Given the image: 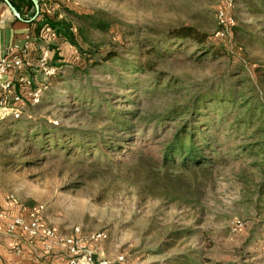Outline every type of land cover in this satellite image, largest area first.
Instances as JSON below:
<instances>
[{
  "label": "rangeland",
  "instance_id": "rangeland-1",
  "mask_svg": "<svg viewBox=\"0 0 264 264\" xmlns=\"http://www.w3.org/2000/svg\"><path fill=\"white\" fill-rule=\"evenodd\" d=\"M51 1L52 18L73 23L77 45L51 28L44 50L27 68V89L23 84L16 90L22 101L0 104V183L19 202L14 214L20 205H43L44 225L57 237L79 230L95 257L113 264H173L182 254L221 264H264V155L249 152L264 127V9L255 13L249 4L264 7V0ZM220 11L233 24H221ZM92 22L104 25L91 28ZM182 25L207 33V44L175 39L162 44L164 52H173L158 59L154 71L132 73L122 66L149 57L148 41ZM110 53L123 61L102 59ZM44 67L54 71L51 77ZM211 88L245 94L241 102L201 109L221 121L213 131L220 141L208 152L215 160L197 177L185 174L172 198L146 195L139 180L143 165L130 157L138 149L157 156L160 146L152 130L143 138L108 128L111 112L143 116ZM38 89L44 96L34 103L31 94ZM247 103H254L253 118L235 130L231 123L244 118ZM176 123L165 128L171 131ZM131 135L137 138L133 145L120 141ZM102 137L122 148L104 155L102 147L95 150L102 161L94 165L89 152ZM77 138L85 139L83 153L70 142ZM236 221L243 226L235 229ZM101 231L107 238L93 241Z\"/></svg>",
  "mask_w": 264,
  "mask_h": 264
},
{
  "label": "trees",
  "instance_id": "trees-1",
  "mask_svg": "<svg viewBox=\"0 0 264 264\" xmlns=\"http://www.w3.org/2000/svg\"><path fill=\"white\" fill-rule=\"evenodd\" d=\"M38 1L41 7L42 1ZM31 3L33 4L32 1ZM249 6L255 13H258L260 10L264 9L259 1L251 2ZM77 18L82 22L87 20L86 17L82 15H77ZM36 19L40 26H49L50 28L54 29L59 36H63L67 38L72 44L77 45L76 35L73 32V23H68L64 20L55 21L53 18L44 15L42 9ZM87 22L88 21H86V23ZM89 24V26H92L91 28L97 29L102 28L104 25L100 22H92ZM86 28L87 24L81 26L80 34L84 35ZM208 38L209 35L199 30L196 26L182 25L169 30L166 33L164 39L159 38L148 41L149 44L147 46L151 47L145 51V54H148L149 57L144 59L140 58L132 62H125L122 63V66L125 68V70H128L132 73H136L141 70L154 71L158 65V59L164 58L173 52V50L170 49L164 52V47L162 45L163 43L166 44L175 39H187L202 45L207 44ZM210 52L218 54V51H215L214 48H212ZM114 57H118L121 62L123 61L118 53L106 54L102 57V59L108 61ZM101 64L102 61H94L93 63L94 66H100ZM51 76L52 75H49V77ZM244 97L245 94L242 95L240 91H237V88H233L228 92H223L220 90L216 91L215 89L211 88L205 93L195 94L192 99L187 102L173 104L162 111L147 113L143 116L128 109L112 111L111 116L109 117L110 121L108 128H112L113 130L120 129L127 134L137 132L140 133L143 138H145L148 132L152 130V139L155 144L160 146L159 155H149L143 152L141 149H138L133 153V155H131L130 159L143 165L145 175L142 177V179H139L142 183L141 190L143 193L150 197L172 198L174 191L177 190V185L187 180V178L184 177L185 174H187V176L197 177L201 173L205 172L206 164H210L215 160L208 152H213L214 146L220 141L214 137L213 131L214 129L218 128L219 124H221V121H219L216 116L208 118L207 116L209 114L202 113L201 109L208 108L207 106L215 102L233 103L236 100L237 102H241ZM244 108H247V113H245L244 118L242 119L241 117H237L235 122L231 123L232 127L234 125L235 130H238V127L241 124L246 127L247 122L253 118V114L255 112L254 103H252L251 107L247 103ZM259 109L261 112H263L264 106L260 105ZM202 118L207 119L202 120ZM263 120L264 119L261 116L259 121L262 125H264ZM175 121L177 122L176 126H173L171 131H168V128H165V125ZM257 134L260 141L251 145L249 152H259L264 155V127L259 129ZM60 136L65 138L63 135ZM134 136L135 135L121 137L123 140L120 141H127L128 145H133L137 139ZM46 142H49V139ZM46 142L44 144H46ZM70 142L72 144H77L74 146H77L78 152L80 153L85 152V150L88 148L84 143V138H77L71 140ZM101 147L103 148L101 154L104 155L106 152L110 153L111 151H116L117 149L122 148V145L115 146L113 142H104V138L102 137L100 142L93 145V150L89 152V155L91 156V162L94 165H98V163L102 161L101 156L94 153L95 150H99ZM40 148H42V146H39V149ZM66 148H68L67 151L72 150V147ZM103 170L99 169L96 172ZM176 171H179V173H175ZM180 234L182 233H176V236H180ZM173 264L221 263L212 262L208 257L197 259L195 255L182 254L175 258ZM240 264L247 263L243 262Z\"/></svg>",
  "mask_w": 264,
  "mask_h": 264
},
{
  "label": "crops",
  "instance_id": "crops-1",
  "mask_svg": "<svg viewBox=\"0 0 264 264\" xmlns=\"http://www.w3.org/2000/svg\"><path fill=\"white\" fill-rule=\"evenodd\" d=\"M10 1L18 10L22 19L13 13L5 0H0V60L5 57L19 56L23 57L27 61V64L18 71L10 70L1 76L0 84L10 81L16 84V90L20 92V87L23 84L25 85L24 88H27L26 83H17L18 79L19 77L29 78L31 76L27 68L33 65L36 58L44 50V43L47 42L48 37L45 32L47 25L40 26L37 19L30 21L35 11L34 4L31 1ZM41 1L43 14L52 18V1ZM5 95L7 93L0 89V98ZM8 100L9 102H13L11 94L8 95ZM9 102L7 101L5 103L9 104ZM3 110L0 107V111ZM1 186L0 183V212L14 215L18 211V206L9 198L14 195L6 196ZM61 239V237L52 239L50 241L51 249H48L46 242L43 240H31L24 235L14 237L6 232L5 220L0 215V264H64L66 247Z\"/></svg>",
  "mask_w": 264,
  "mask_h": 264
},
{
  "label": "built area",
  "instance_id": "built-area-1",
  "mask_svg": "<svg viewBox=\"0 0 264 264\" xmlns=\"http://www.w3.org/2000/svg\"><path fill=\"white\" fill-rule=\"evenodd\" d=\"M219 21L221 24H233L232 18H228L224 11L218 13ZM45 32L52 34V30L49 26H46ZM27 64V61L23 57H5L0 60V77L8 73L10 70L18 71L22 69ZM44 74L51 75L54 71L48 67H44ZM19 84L30 83L29 79L25 77H19ZM1 91H5L7 95L0 98V104H3L8 99V95H12L13 101L15 103L22 101V96L16 93V84L7 81L0 84ZM34 103H39L42 101L44 93L41 89H38L31 94ZM16 205H19L18 200L14 196L9 197ZM19 213L14 215L9 213H1L0 215L5 220V230L9 235L18 237L24 235L31 240H43L46 242L48 249H51V240L57 238V235L51 227H47L43 222V215L45 207L43 205H35L32 207H22ZM243 226L240 221L235 222V229H239ZM107 238L104 231L95 233L91 236V239L95 242L103 241ZM66 247V258L64 264H113L111 262L100 260L95 257L96 252L87 248L85 245V239L76 230L75 234L72 236H67L61 239ZM19 245V244H18ZM124 260L123 256L119 257V261Z\"/></svg>",
  "mask_w": 264,
  "mask_h": 264
},
{
  "label": "water",
  "instance_id": "water-1",
  "mask_svg": "<svg viewBox=\"0 0 264 264\" xmlns=\"http://www.w3.org/2000/svg\"><path fill=\"white\" fill-rule=\"evenodd\" d=\"M34 4L35 7V14L34 16L30 19V21L35 20L38 15L40 14L41 11V7H40V3L38 0H31ZM5 2L9 5V7L12 9L13 13L20 19H22V17L20 16L18 10L14 7V5L12 4V2L10 0H5Z\"/></svg>",
  "mask_w": 264,
  "mask_h": 264
}]
</instances>
